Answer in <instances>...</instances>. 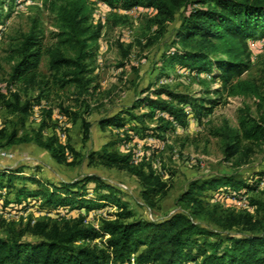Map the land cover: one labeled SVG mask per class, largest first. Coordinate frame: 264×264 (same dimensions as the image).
<instances>
[{"label": "trees", "instance_id": "trees-1", "mask_svg": "<svg viewBox=\"0 0 264 264\" xmlns=\"http://www.w3.org/2000/svg\"><path fill=\"white\" fill-rule=\"evenodd\" d=\"M114 8L130 9L137 5L154 7L162 21L173 19L175 11L181 13L176 29V38L183 45L196 42L198 48L190 50L172 49L164 58L166 65L177 63L191 67L195 73L211 72L212 78L228 84L233 75H240L248 69L247 43L264 38V0H101ZM61 26L55 33L56 44L45 46L42 36L34 29L24 34L18 46V59L8 76V100L0 94V103L17 118L11 128H0V149L19 143L32 142L47 150L58 163L67 161L68 147L60 144L56 136L44 137V130L50 127L47 121L30 130L18 133L32 111L30 100H21V88H36L41 94L52 88L63 89L74 85L81 93L97 90L94 84L92 64L96 42L102 26L87 24L88 16L83 0L72 2L68 8H61ZM73 50V55L63 53V47ZM212 54L225 58L212 57ZM43 56L48 58L49 75L38 68ZM144 89L142 93L147 92ZM229 91L253 93L255 86L241 80L229 86ZM218 92V91H217ZM153 95H167L169 100L151 98L145 95L134 100L116 113L102 117L100 128H125L128 123L130 135L120 138L121 143L133 136L140 138L163 134L173 128L172 122L185 125L186 114L179 104H186L187 97L158 88ZM46 95V94H45ZM264 99V95L262 96ZM177 101V103H175ZM190 108L199 120L208 112L202 101L193 99ZM215 101H210L213 106ZM145 105L149 109L142 113L136 110ZM210 106V107H211ZM160 112L168 118L158 116L154 126L150 122ZM62 113L69 115L67 109ZM47 117L51 114L47 112ZM86 126V125H85ZM86 129V128H85ZM222 137V153L225 160L236 155L248 158L253 146L264 145V118H252L247 113L239 118L238 129L225 128L217 133ZM85 138L87 136L85 135ZM117 142L107 143L99 152L90 154L107 167L125 170L133 175L140 186V197L153 207L154 198L164 196L167 183L154 174L149 163L133 164L131 154H120L111 149ZM72 153L74 151L71 150ZM23 168H0V209L11 210L4 205L1 191L14 192L12 203L21 205L29 198L42 200L41 206L59 212V208H85L87 211L115 205L117 210L107 212L97 227L84 223L80 215L72 220L42 218L30 222L24 231L15 232L7 228L0 217V229L6 232L0 236V264H264V202L248 197V205L262 212V219L256 220L248 212L228 210L218 215L213 206L211 215L217 221L218 230H211L192 220L185 212L150 220L136 217L120 202L119 190L96 175H85L73 181L43 182L33 175L22 174ZM257 180H244L235 175L214 176L204 180H193L179 195L177 202L186 206L191 214L210 213L201 200L209 189L227 192L236 196L258 191V183L264 179V172L254 175ZM16 180L29 182L37 188L29 190L17 187ZM92 183V187L88 184ZM224 188V189H223ZM225 190V191H224ZM13 209V208H12ZM216 217V218H215ZM29 233L34 240H23V233ZM105 236H108L105 238ZM99 240V241H98Z\"/></svg>", "mask_w": 264, "mask_h": 264}, {"label": "rangeland", "instance_id": "rangeland-1", "mask_svg": "<svg viewBox=\"0 0 264 264\" xmlns=\"http://www.w3.org/2000/svg\"><path fill=\"white\" fill-rule=\"evenodd\" d=\"M77 1L79 2L0 0V94L5 100L9 99V92L14 90L7 88L8 76L12 64L18 59L17 49L22 36L32 28L42 36L45 46L56 44L54 36L61 26V8H68L70 3ZM83 1L88 16L87 24L102 26L92 64L94 84L99 86L98 89L81 93L74 85H67L63 89L55 87L44 91L37 101L35 97L41 94L38 89L21 88V100H30L33 108L24 128L16 126L21 134L23 130L36 128L41 120L47 121L50 127L44 130L43 135L56 136L60 144L70 148L65 153L67 161L56 162L47 150L32 142L19 143L3 149L7 152V158H0V168H23L22 174L53 183L96 175L119 190L117 196L120 202L136 217L150 220L163 219L175 212H185L195 222L208 229L218 230L217 221L211 215L213 206L217 207L218 215L228 210L249 211L256 220H261L262 212L248 205V197L264 202V185L260 184L261 181L258 183V191L249 192L245 196L211 189L205 191L201 200L210 213L191 214L186 206L177 202V198L193 180L223 175L257 180L254 175L264 172V145L253 146L248 158L236 155L225 160L222 153L223 140L217 135L225 128L237 130L239 118L245 113L255 119L264 118V38L247 43L248 69L240 75H233L225 85L214 80L210 71L195 73L188 66L177 63L166 65L164 58L172 49L186 51L198 48L196 42L186 46L177 41L176 29L181 18L179 11L174 12L172 20L161 22L163 17L151 6L137 5L123 9L109 6L101 0ZM62 50L63 53L73 55V50L68 46H64ZM211 56L225 58L221 54L211 53ZM47 64L48 58L43 56L38 68L49 75ZM241 80L251 82L255 91L237 94L229 91L230 85ZM158 88H165L190 99L184 105L179 104L186 114L184 126L172 122L173 128L164 133L162 138H140L137 135L124 143L118 140L131 134L129 126L132 123L118 130L112 126L100 128L99 120L102 117L118 112L145 95L169 100L167 95L152 94ZM144 89L148 91L142 93ZM193 99L201 100L202 106L210 109L199 120L190 108ZM210 101H215V104L211 106ZM63 109H67L69 115L63 114ZM148 109L141 105L136 112L142 113ZM47 112L51 114L50 117H47ZM158 116L168 118L157 112L154 119L147 124L154 126ZM15 122L17 118L0 103V128L10 129ZM111 142H117L111 149L120 154L130 153L133 164L140 161L149 163L154 174L167 183L166 194L154 198L153 207H149L141 199L140 186L133 175L125 170L107 167L96 158H90L91 153L99 152L102 146ZM15 185L25 186L29 190L37 188L36 185L21 180H16ZM92 186V183L88 184V187ZM1 197L3 204L13 206V209L9 212L0 209V217L4 219L5 226L15 232L24 231L31 220L48 217L72 220L82 215L100 222L101 218H98L96 212L104 210L106 214L117 210L112 205L90 211L85 208L62 207L57 212L41 206L40 198H29L25 203L16 205L12 203L14 192L8 189L1 191ZM243 198L247 208L242 203H232L233 200ZM5 232L1 228L0 236ZM22 238L25 241L35 239L26 232Z\"/></svg>", "mask_w": 264, "mask_h": 264}, {"label": "built area", "instance_id": "built-area-1", "mask_svg": "<svg viewBox=\"0 0 264 264\" xmlns=\"http://www.w3.org/2000/svg\"><path fill=\"white\" fill-rule=\"evenodd\" d=\"M7 152L5 151V150H3V149H0V158H2V159H4V158H7V154H6ZM260 184L261 185H264V180H262L261 182H260ZM245 202V199L243 198V199H240V200H233L232 201V203L233 204H239V203H242L241 205L243 206V207H246L247 208V206H245L246 204L244 203ZM96 214L98 215V218H101V220L102 219H105L106 218V214H105V212H104V210H102V211H98V212H96ZM38 215H39V213H38ZM37 215V216H38ZM36 220H31V223L33 224L34 222H35ZM84 223L85 224H91V225H93L94 227H97L98 226V224H99V220L97 219V220H95V221H93V220H89V218H84ZM106 237H108V236H105V238Z\"/></svg>", "mask_w": 264, "mask_h": 264}]
</instances>
